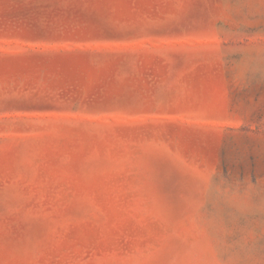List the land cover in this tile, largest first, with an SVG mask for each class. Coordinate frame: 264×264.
<instances>
[{
  "label": "rangeland",
  "instance_id": "374dc122",
  "mask_svg": "<svg viewBox=\"0 0 264 264\" xmlns=\"http://www.w3.org/2000/svg\"><path fill=\"white\" fill-rule=\"evenodd\" d=\"M0 264H264V0H0Z\"/></svg>",
  "mask_w": 264,
  "mask_h": 264
}]
</instances>
